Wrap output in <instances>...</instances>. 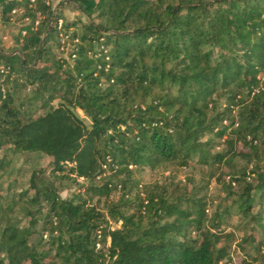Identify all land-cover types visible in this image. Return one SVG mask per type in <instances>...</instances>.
I'll return each mask as SVG.
<instances>
[{
  "label": "trees",
  "instance_id": "obj_1",
  "mask_svg": "<svg viewBox=\"0 0 264 264\" xmlns=\"http://www.w3.org/2000/svg\"><path fill=\"white\" fill-rule=\"evenodd\" d=\"M46 2L34 29L30 0H0L4 17L22 7L33 18L17 48L0 43V150L54 166L33 171L25 223L6 219L0 264H229L233 216L240 247L255 249L240 264H264L251 233L264 231V0ZM64 5L87 18L64 22L67 57ZM191 163L209 168L217 205L191 177L138 192L143 168ZM72 175L88 184L65 199L57 181Z\"/></svg>",
  "mask_w": 264,
  "mask_h": 264
},
{
  "label": "rangeland",
  "instance_id": "obj_2",
  "mask_svg": "<svg viewBox=\"0 0 264 264\" xmlns=\"http://www.w3.org/2000/svg\"><path fill=\"white\" fill-rule=\"evenodd\" d=\"M14 1V0H9ZM50 1L53 10L58 9V6L61 0H47ZM16 9H19L17 11ZM14 10L17 12L14 13ZM11 13H8L7 16H3V5L0 3V43L6 49L11 50L17 48V37L20 33V30L29 25L32 22V16L27 17L26 10L22 7L14 8ZM63 15L64 22H75L76 20L87 22V18L81 16L80 13L72 5H64V8L61 10ZM45 15L41 20L44 21ZM80 27V26H79ZM24 36V35H23ZM50 46L54 47V50L57 51V45L52 42L49 43ZM65 53V57H67ZM34 87H29L28 89H21L17 97L22 95L29 96L31 95ZM222 102V100H221ZM56 104V102H55ZM79 115L82 118L84 114L82 111H78ZM223 145L218 149H222ZM0 159H5L9 162L7 169L0 170V232L5 227L6 219L10 218L13 220H21L25 223L24 220V209L26 206L25 199L32 195L33 192H30V179L34 170L44 168L46 175L48 177L52 176L54 166L52 165V159L46 156L33 153H13L8 150V147L0 150ZM210 170L208 167H202L196 163H191L190 167L187 168H178L173 165H160L154 169L143 168L140 172L137 173L136 179L139 181L138 192L144 197L146 191H151L155 186H163L170 182H185L186 177L193 178L195 183H202L205 185L208 183L207 192H205L208 203L213 201L214 205H217L221 202L223 194L219 190V186L215 183V179H210L209 174ZM72 175L69 178H62L57 181V187L60 191V195L69 199L78 195V193L83 192L81 188L85 185L86 181L83 179H76V176ZM88 184V183H86ZM23 195V196H22ZM120 193L113 194L111 200L118 199ZM93 204L97 205L101 210H105V200H98L94 198ZM12 209V210H11ZM256 209H259L256 206ZM215 210V207H209L208 212L212 213ZM1 219H4L3 221ZM240 222L238 221L237 216L231 217L229 221V227L225 229L226 232H233L235 235L234 242L231 243L230 256L223 263L228 261L229 264H240L243 260L249 259L250 256H255V249L249 245H241L240 247V238L244 235L241 230L242 227L236 228ZM42 223H39L37 226L38 230L42 229ZM240 226V225H239ZM117 228V227H115ZM256 239H264V231L261 232L259 229L251 231ZM46 239V238H45ZM109 244L107 245V247ZM254 247V246H253ZM102 248V245H98V249ZM244 249L245 251H243ZM106 264H111L110 261H107Z\"/></svg>",
  "mask_w": 264,
  "mask_h": 264
},
{
  "label": "built area",
  "instance_id": "obj_3",
  "mask_svg": "<svg viewBox=\"0 0 264 264\" xmlns=\"http://www.w3.org/2000/svg\"><path fill=\"white\" fill-rule=\"evenodd\" d=\"M46 4L48 6L51 5L50 1H47ZM29 7L36 17L33 27H34V29H37L41 25L43 13L41 11L37 10L36 0H30ZM16 10L19 11V9H16ZM16 10H14V13L17 12ZM64 24L65 23H64V20L62 18L57 20V23H56L57 35H58V39H59V43H60V52L63 55H65V53H69L70 49H71L70 34L65 31ZM22 34L25 36L26 31L23 32ZM224 124H226V122H224Z\"/></svg>",
  "mask_w": 264,
  "mask_h": 264
}]
</instances>
